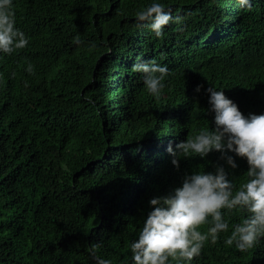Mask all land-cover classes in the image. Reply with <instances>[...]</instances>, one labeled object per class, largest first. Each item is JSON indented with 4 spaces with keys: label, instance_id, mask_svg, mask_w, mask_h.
Segmentation results:
<instances>
[{
    "label": "trees",
    "instance_id": "16d2710c",
    "mask_svg": "<svg viewBox=\"0 0 264 264\" xmlns=\"http://www.w3.org/2000/svg\"><path fill=\"white\" fill-rule=\"evenodd\" d=\"M151 2L13 0L29 44L0 55V264H95L92 245L123 264L151 197L224 164L213 151L177 169L166 151L214 126L204 88L264 112V0H159L174 17L161 37L133 15ZM148 61L170 69L159 98L133 71ZM236 162L238 186L248 166ZM240 216L225 217L230 230ZM230 230L191 264H264V238L240 253L223 243Z\"/></svg>",
    "mask_w": 264,
    "mask_h": 264
},
{
    "label": "clouds",
    "instance_id": "9594fccd",
    "mask_svg": "<svg viewBox=\"0 0 264 264\" xmlns=\"http://www.w3.org/2000/svg\"><path fill=\"white\" fill-rule=\"evenodd\" d=\"M241 8H250L251 0H236ZM138 26L148 28L156 37L163 35L173 21L171 8L159 0L134 14ZM13 0H0V55H12L29 44V37L16 26ZM78 46L79 38L73 41ZM25 71L35 74V66L26 61ZM133 71L143 74L146 92L159 98L170 74L167 65L155 61L138 62ZM203 85H197L200 92ZM208 111L213 113V127L200 128L194 137L172 143L166 151L171 163L179 169L181 158H206L210 152L220 153L224 164L214 170L185 173L178 186L164 195L149 199V210L136 239L128 249L130 258L123 264H191L201 255L205 244L216 245L221 233L230 230L229 219L240 213L239 222L231 225L224 245L244 253L264 238V112L245 115L238 105L225 95L224 89L210 84L204 88ZM236 158L247 163L245 179L238 186L230 178L225 164L236 169ZM246 214V215H245ZM207 225L202 231L201 226ZM98 245L89 249L95 264H112L110 259L96 255Z\"/></svg>",
    "mask_w": 264,
    "mask_h": 264
}]
</instances>
